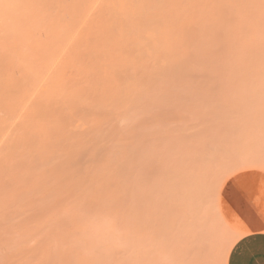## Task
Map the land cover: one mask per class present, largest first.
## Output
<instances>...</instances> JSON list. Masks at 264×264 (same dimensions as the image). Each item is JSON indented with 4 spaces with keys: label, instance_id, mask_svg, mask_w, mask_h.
<instances>
[{
    "label": "rangeland",
    "instance_id": "1",
    "mask_svg": "<svg viewBox=\"0 0 264 264\" xmlns=\"http://www.w3.org/2000/svg\"><path fill=\"white\" fill-rule=\"evenodd\" d=\"M108 1L85 8L49 61L39 50L51 21L2 72L9 92L23 79L20 65L32 62L40 77L7 123L0 122V264H217L221 257L228 264L231 249L225 253V247L253 213L247 234L264 232V0H174V10L173 0H163L166 11L157 13V24L169 59L157 74L141 76L143 101L103 112L108 122L99 127L91 95L103 100L110 91L90 89L101 71L90 73L91 82L90 58L76 55L95 48L87 37ZM75 2L54 0L45 15L57 19L65 15L63 5ZM146 23L141 30L154 32L157 25L145 30ZM129 53L136 62L137 51ZM153 66L148 61L127 74L147 75ZM76 84L91 95L64 111L65 119L79 127L89 111L88 125L97 131L80 124L82 151L61 161L63 179L52 169L60 165L53 147L57 122L33 119L31 111L66 107L68 100L58 95L73 86L77 91ZM25 135L36 141L32 150L17 143ZM237 171L248 190L243 206L221 194Z\"/></svg>",
    "mask_w": 264,
    "mask_h": 264
},
{
    "label": "bare ground",
    "instance_id": "2",
    "mask_svg": "<svg viewBox=\"0 0 264 264\" xmlns=\"http://www.w3.org/2000/svg\"><path fill=\"white\" fill-rule=\"evenodd\" d=\"M53 1L54 0H0V29H1V32H0V122L2 124L7 123V121L9 120L10 114H12L15 111V109L18 107L17 104L20 103L26 97L28 91H30V88L38 81L40 77L39 71L36 69V66H34L32 62L29 64H26L25 66L20 65L19 68L22 71L23 79L21 80V82L17 83L15 87H14V83L13 85L11 84L12 86L11 85L10 86L14 88H12L13 91L9 92L7 90L9 85L6 87L1 85L2 84V72L8 71L9 68L15 66L16 58L19 55H21L20 49H23L27 45L28 41L31 40L34 32L39 27L45 26L49 21H51L53 22V24L51 23V27L49 30V36H48V42L46 44V47L43 50H39V52L43 54L41 57L42 61L44 63L49 61L55 55V51L57 47L61 44V42L63 43V41L70 36L71 28L83 16V13L86 11L85 8L93 0H76V2L73 5H66V6L63 5L62 10L64 11V14L66 15V17L65 15H59L57 19L49 20L46 17L45 12L47 10L48 4L53 3ZM164 1L163 0H109L108 3L104 6V10L102 11L101 17L99 18L97 23L94 25L93 29L90 31L87 37V40H91V41L94 40L93 44H95V48L94 49L92 48L93 50L89 52L88 50L86 51V49H84L85 52L81 50L76 55L77 59H80L82 57L85 59L90 58V63H93V64L89 63V65L91 66L89 65H88L89 67L87 66L88 67L87 70L91 69L90 71H88L89 80H91V77L93 76L92 75L93 70H95L94 72L101 71L100 72L101 75H98V76L94 75L96 77V80L94 79L95 80L94 84L97 85V87L95 88L94 87L95 85H94L93 86L94 88L92 87L90 88L92 84L90 83L89 88L92 89V91L108 92L109 90L110 92H108L107 97H105L106 99L109 98L108 101L106 99H103L104 97L100 95L103 100H106V104L103 102V100L99 99V97H95L96 95H98L97 93L95 94L94 92V95L87 94L88 90L84 89L83 91L82 87H81L82 89L81 90L79 88V84L78 85L76 84L75 87L78 86V88L83 92L78 91L79 89L75 91L76 88H74L73 86V88L71 89L72 92L70 90L69 92H66V93H62V94H60L61 92L59 93L60 95H62V98H60L58 95L59 99L68 100V102L63 104V106H66V107H62L59 109L55 108L53 109V112H51L49 110L50 104H48L46 107L43 105H39L38 107L35 108L34 111H31V117L33 119H36V120L50 119V121L55 120L57 122V126L55 127V129H53L55 135L54 134L53 135L55 137V140L58 139L59 141L57 140L58 143L55 141V145L56 144L57 145L56 146L53 145V147L54 149L58 148L56 149L58 150L56 151L57 152L56 154L59 153L58 154L59 157H58V160L55 159V162L58 161L60 165L62 164L64 165V163H61V161L64 162L65 160V162L68 163V160L71 159L73 154L79 153L80 150L82 151L81 146L83 142L79 143L76 140V138L79 137L78 136L79 134L77 131L79 130L80 132H82V129L80 128L81 125L85 124V126H87L90 123V117L88 116H90L91 113L88 111L89 114L87 116V111H86V114H84L85 117H83V112H82V115L79 114L80 116L83 117L82 121L77 120L79 121V124H77L79 125V127L73 124L74 122H76V120L74 121L76 116L73 115L74 118H72L73 119L72 122L73 121L74 122L71 123L70 118L68 120L70 121L71 124H73V125L70 124L73 129L70 130L69 132H65L66 130H69L71 126H69L67 120L65 119L64 113L66 115L67 113L64 111H67V109H70L71 107H73L77 102H79V100H81L84 97V95L86 97L88 95H91L92 97L95 98L94 105L97 108L99 116L102 115V113L105 111L106 113L108 110H109L108 112H110L111 108L113 109L122 108L126 110L128 109L130 104L132 105L136 104L138 102L137 100L141 99V101H143V99L145 98L144 97L145 91L141 90V88L138 86V83L142 80L141 76H150V75H154L155 73L157 74V72L160 71L161 67H163L162 65H165V62H166L165 57L168 58L167 57L168 55L167 56L165 55L166 53L164 50V48L166 49V46L168 44L166 43V41H163L164 33H163V37H161L162 33H161V36L159 35L158 31H161L162 26L160 29V25L158 28V24H157L158 22H160L161 20L160 18L162 17V16L160 17L159 15L162 14V12L164 14L166 11L162 9L166 6V5L164 6V3H165ZM166 1H168L166 2L168 5L170 0H166ZM169 5H170L169 8L171 9H173L171 5L176 7V3H174V0H173V4L171 3ZM161 9L164 11H162ZM167 10H169L168 13L172 11L170 9H167ZM158 12L160 13L159 15H157ZM157 16H159L160 18H158ZM143 20L147 22L146 26H144V28L146 27L145 30H147L148 28L147 27L148 23H149V26L154 25L152 26L154 28H155V25H157L156 28L154 29L156 31V32L154 31L155 35H154L153 30L150 32L149 31L143 32L141 30V27L145 24V21ZM142 23L144 24L142 25ZM148 29H150V27ZM165 43L167 45H165ZM131 50H136L138 53L136 62H134V60H132L133 61L132 62L128 58V54H130L129 52ZM148 61H152L154 63L153 68L149 69L148 70L149 72L147 71L149 74L147 73L146 75L144 72L142 73V75L141 74L140 75H132V74L128 75L127 74L130 72V70H134L135 67L142 68L143 63L148 62ZM115 70H120V71H118V74H116ZM122 72L126 73L127 76L123 78L124 74ZM90 73L92 76L90 75ZM119 75H121L122 78L118 77ZM155 76L158 77V75H155ZM156 77H153V78L155 79ZM115 86L117 89L115 88V90H112L114 89ZM11 87H9V89ZM89 92L91 91L89 90ZM112 99H114L113 101H115V104L111 103ZM61 103H63V101ZM98 108L101 110H99ZM100 118H98L100 120L97 123H99L98 124L99 127H102L101 126L102 122L103 121L108 122V120L104 114L102 117L100 116ZM104 119L107 121H105ZM100 121H101V125H100ZM89 126L90 125H88L86 128H88ZM96 127L97 126L91 127V128L92 130L97 131ZM25 136L26 137H24L22 141L20 139H17L18 140L17 143L19 144L21 149L24 148V150H32L37 145L36 141L33 138H31L32 136L30 135H25ZM127 148L128 147H125V153L126 154L127 152L128 154L131 153L132 152L131 149H127ZM128 150H130V152ZM103 151L106 152V150H103ZM125 153H124V156L126 155ZM132 154L133 153H131V155ZM55 162H52V163H55ZM60 165L58 163H55L52 169L58 173L57 175H61L62 177L63 175L65 176L66 169L63 167V165L62 167ZM191 189H194V188L191 187ZM171 207H168V208H171ZM261 208H264V207H261ZM258 210L259 209H257V211ZM183 211L184 209L180 213H184ZM254 211H256V209ZM262 211L264 212V209L263 210L261 209V212ZM258 212L260 213V211ZM258 212H257V216H258ZM253 214H256V213H253ZM217 219L218 218H216V221ZM160 221H162V219Z\"/></svg>",
    "mask_w": 264,
    "mask_h": 264
},
{
    "label": "snow or ice",
    "instance_id": "3",
    "mask_svg": "<svg viewBox=\"0 0 264 264\" xmlns=\"http://www.w3.org/2000/svg\"><path fill=\"white\" fill-rule=\"evenodd\" d=\"M223 182V181H222ZM227 183H228V191H223L221 194L228 198L231 201L239 202L241 206L244 205V202L248 196V190L247 186L245 184V177L242 171H237L233 174H230L227 177ZM243 216L244 214L241 213ZM104 220H110V217H103ZM245 220H247V217H245ZM255 221V214H253V219L247 221V227H242L236 230L234 235L231 237V239L228 241L227 246L225 247V253L228 252L229 249L237 248L240 246H243V243L246 240L248 230L253 227V223ZM264 227V225H262ZM217 264H226L223 257L217 262Z\"/></svg>",
    "mask_w": 264,
    "mask_h": 264
},
{
    "label": "crops",
    "instance_id": "4",
    "mask_svg": "<svg viewBox=\"0 0 264 264\" xmlns=\"http://www.w3.org/2000/svg\"><path fill=\"white\" fill-rule=\"evenodd\" d=\"M228 264H264V232L247 234L243 246L231 249Z\"/></svg>",
    "mask_w": 264,
    "mask_h": 264
}]
</instances>
